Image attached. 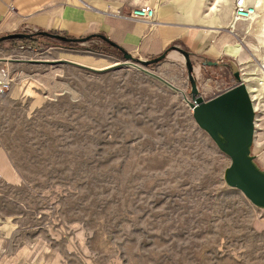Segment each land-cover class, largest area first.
<instances>
[{
	"label": "rangeland",
	"instance_id": "374dc122",
	"mask_svg": "<svg viewBox=\"0 0 264 264\" xmlns=\"http://www.w3.org/2000/svg\"><path fill=\"white\" fill-rule=\"evenodd\" d=\"M212 2L198 0L189 19L212 13ZM251 18L204 22L234 37L223 58L242 77L244 63L254 69L252 151L264 168V45L257 25L247 30ZM77 43L46 35L0 42V79H10L0 95V253L38 243L43 264H264V209L226 183L231 159L184 97L185 55L172 48L160 62L137 63L174 89L119 64L122 51L106 42ZM182 48L205 98L235 82L202 66L213 58ZM76 53L102 61L96 68L119 65L93 71L64 61Z\"/></svg>",
	"mask_w": 264,
	"mask_h": 264
},
{
	"label": "crops",
	"instance_id": "0c3cea01",
	"mask_svg": "<svg viewBox=\"0 0 264 264\" xmlns=\"http://www.w3.org/2000/svg\"><path fill=\"white\" fill-rule=\"evenodd\" d=\"M139 3L155 7L156 14L151 21L118 13V10L124 13ZM198 15L194 0L190 4L189 0L185 1L183 5L180 0H0V35L40 29L57 30L73 37L103 33L142 59L170 51L173 45H184L213 58L202 66L214 65L215 77H235L233 84L237 83L241 74L235 61L223 58L232 55L234 37L229 32L222 33L218 25L203 22V16L200 21L189 19ZM87 41L106 42L121 52L98 36ZM70 60L93 67L103 64L81 53ZM43 258L44 249L36 243L16 252H1L0 264H43Z\"/></svg>",
	"mask_w": 264,
	"mask_h": 264
},
{
	"label": "water",
	"instance_id": "95a60500",
	"mask_svg": "<svg viewBox=\"0 0 264 264\" xmlns=\"http://www.w3.org/2000/svg\"><path fill=\"white\" fill-rule=\"evenodd\" d=\"M38 35L51 36L68 42H84L93 36L101 37L121 49L126 60L119 64H135L168 86L179 89L161 75L144 67H140L137 64L140 62L148 65L160 62L167 56L169 50H165L152 58L142 59L136 57L133 53L127 51L103 33H92L83 37H73L47 29H40L34 32L16 31L6 33L0 35V42L12 38H36ZM172 48L180 50L187 59L188 76L191 80V99L185 95L184 97L193 110V116L196 122L202 129L209 133L218 147L231 159L224 173L226 183L231 187L241 190L254 205L264 209V168L260 166L256 155L252 151L256 132V107L248 84L239 75L237 83L210 98H205L200 92L196 76L194 75V65L190 60L189 52L177 45H173ZM64 61L93 71H102L106 68L119 65L114 64L106 68H96L73 60L64 59Z\"/></svg>",
	"mask_w": 264,
	"mask_h": 264
},
{
	"label": "bare ground",
	"instance_id": "6f19581e",
	"mask_svg": "<svg viewBox=\"0 0 264 264\" xmlns=\"http://www.w3.org/2000/svg\"><path fill=\"white\" fill-rule=\"evenodd\" d=\"M250 1H253V4L256 7H260L261 2H262V0H249V2ZM197 4H198V0H194V5L196 6ZM210 9H211L212 13H210L208 15L205 13L206 15L204 14V16L201 18V20H203V22L205 20H207L208 18H211V16L213 14H214L215 18H217V17H221L222 19L229 18L230 20H229L228 24L232 25V26L235 25L237 19H239V17L236 14L233 15L234 17L230 18L231 13L233 12L232 6H231V0H215V2L211 3ZM213 12H215V13H213ZM234 13L235 12H233V14ZM260 21H261V18H260V15L258 14V11H255V13L252 15L251 23L249 24V27L247 30L252 33V31L254 30V26L257 25L258 26V29H257L258 41L260 42V44L264 45V21L262 23ZM262 65L264 66V55L262 57ZM250 66L251 65L249 63H244V65H243V78L248 81V86H249L251 94L254 98L255 107L257 108V103H256V98H257L256 92H257V90L255 89V85H256L255 84V78H256V76H255V72L251 71L254 69H250Z\"/></svg>",
	"mask_w": 264,
	"mask_h": 264
},
{
	"label": "built area",
	"instance_id": "2783aa9c",
	"mask_svg": "<svg viewBox=\"0 0 264 264\" xmlns=\"http://www.w3.org/2000/svg\"><path fill=\"white\" fill-rule=\"evenodd\" d=\"M255 11L256 6L249 2V0H235V13L239 18H250ZM118 13L136 19L151 21L155 17L156 9L148 3H139L124 13L118 10ZM9 84V77H2L0 79V95L9 87Z\"/></svg>",
	"mask_w": 264,
	"mask_h": 264
},
{
	"label": "trees",
	"instance_id": "16d2710c",
	"mask_svg": "<svg viewBox=\"0 0 264 264\" xmlns=\"http://www.w3.org/2000/svg\"><path fill=\"white\" fill-rule=\"evenodd\" d=\"M51 31H55V32H59L57 30H51ZM64 34V33H63ZM24 40L26 41H35V38H25ZM71 44H74L73 46L77 47L78 43L77 42H70ZM79 47V46H78Z\"/></svg>",
	"mask_w": 264,
	"mask_h": 264
}]
</instances>
